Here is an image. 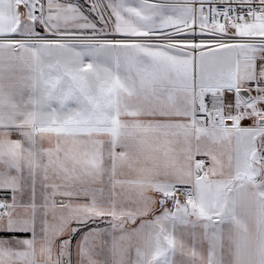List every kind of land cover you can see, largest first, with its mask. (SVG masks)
I'll return each mask as SVG.
<instances>
[{
	"label": "snow or ice",
	"instance_id": "1",
	"mask_svg": "<svg viewBox=\"0 0 264 264\" xmlns=\"http://www.w3.org/2000/svg\"><path fill=\"white\" fill-rule=\"evenodd\" d=\"M0 264H264V0H0Z\"/></svg>",
	"mask_w": 264,
	"mask_h": 264
},
{
	"label": "crops",
	"instance_id": "2",
	"mask_svg": "<svg viewBox=\"0 0 264 264\" xmlns=\"http://www.w3.org/2000/svg\"><path fill=\"white\" fill-rule=\"evenodd\" d=\"M0 195H3V193H0Z\"/></svg>",
	"mask_w": 264,
	"mask_h": 264
}]
</instances>
